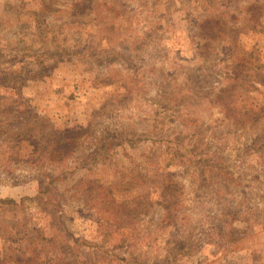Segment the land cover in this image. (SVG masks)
Instances as JSON below:
<instances>
[{
  "label": "rangeland",
  "instance_id": "obj_1",
  "mask_svg": "<svg viewBox=\"0 0 264 264\" xmlns=\"http://www.w3.org/2000/svg\"><path fill=\"white\" fill-rule=\"evenodd\" d=\"M0 264H264V0H0Z\"/></svg>",
  "mask_w": 264,
  "mask_h": 264
}]
</instances>
